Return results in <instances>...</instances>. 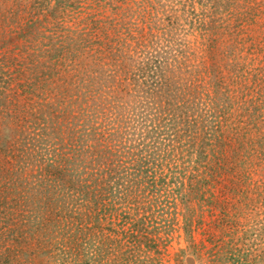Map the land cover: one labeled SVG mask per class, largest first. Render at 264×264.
Segmentation results:
<instances>
[{
	"label": "rangeland",
	"instance_id": "rangeland-1",
	"mask_svg": "<svg viewBox=\"0 0 264 264\" xmlns=\"http://www.w3.org/2000/svg\"><path fill=\"white\" fill-rule=\"evenodd\" d=\"M0 264H264V0H0Z\"/></svg>",
	"mask_w": 264,
	"mask_h": 264
}]
</instances>
